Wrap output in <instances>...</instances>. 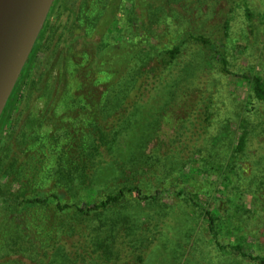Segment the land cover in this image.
Masks as SVG:
<instances>
[{
	"label": "trees",
	"instance_id": "1",
	"mask_svg": "<svg viewBox=\"0 0 264 264\" xmlns=\"http://www.w3.org/2000/svg\"><path fill=\"white\" fill-rule=\"evenodd\" d=\"M59 1H54L0 118V152L6 151L1 159L13 156L8 174L17 181L15 186L19 185L11 193L0 194V208L3 212L0 217V264H6L3 261L4 252L23 245L22 241L28 245L24 254L26 260L31 261L30 264H73V237L74 247L77 248L74 256L79 258L85 254L88 264H143L144 254L136 256L139 250L133 247L148 239L150 232L141 225L140 217L124 215L116 209L134 197L143 202L156 203L160 195L193 204L205 215L206 233L203 236L207 238L206 242L210 244L213 254L210 260L201 258L199 261L192 257L195 263L213 264L214 259L218 258L217 264H231L232 261L224 262V256H228L236 258L238 264H264V242L257 245L255 243L259 238H252L254 242L251 243L245 227L234 222L235 214L232 211L226 213V218L221 216L216 208L212 210L208 199L203 202L201 196L182 185H166L149 192L141 190L135 182L136 176H133L134 169L140 167L138 163L134 165V160L143 142L151 138L150 133L141 137L139 144L127 147L121 145V139L131 133L136 114L145 103L137 100L139 95H167L161 113L173 101L172 98L178 95L174 78L169 77L168 73L184 54L186 41L172 47H156L148 43V38L136 42V37L132 35L125 41L120 35L110 43L106 40L109 34L105 30L123 31L118 21L124 9L115 5L112 8V0H98L99 5H89V0H84L81 5L85 12L88 5L92 8L89 9L91 15H85L91 21L89 27L96 30L99 36V42L92 45L90 60L85 64H77L75 69L74 62L70 63L66 59L65 63H59L56 58L38 68L36 58L41 45L49 41L54 33L55 22L51 24V20ZM146 1L151 3V12L155 14L157 22L162 23L168 15L170 1ZM243 8L250 19L252 14L245 2ZM76 10L78 13L73 10V25L76 20H81L80 11L78 8ZM225 29H229L228 21ZM187 37L188 41L206 48L209 52L206 61L218 69L216 76L207 82L208 88L209 85L213 86L209 89H214V93H210L203 107L200 105L201 112L197 119L205 124V135L213 125L214 114L211 110L216 108L214 96H219L225 87L221 78L232 77L237 79V84L247 88L242 110L235 112L234 106H224L222 113L227 111L223 118L230 117V111L234 122L220 121L219 133L212 138L211 145L215 148L232 131L238 134L230 155L218 163V192L231 206L247 205L244 200L246 198L249 204H253L256 192H260L258 189L264 184V178L251 176L257 168L264 167V76L254 71L242 75L233 74L228 69L220 46L203 35L188 34ZM81 38L85 43V36ZM139 47L142 51L141 66L120 81L118 68L129 63ZM120 51L123 52V62L118 60L122 56ZM152 60L166 67L163 73L162 67L158 65L149 68ZM72 64L73 70H69ZM187 69L184 68L185 75ZM43 78L41 89L34 90L37 81ZM118 90L125 97L123 103L115 97ZM135 91L139 95L128 104ZM33 97L39 106H34ZM38 98L42 101L41 106ZM141 98L144 100V96ZM109 120L114 121V125L109 124ZM184 149L182 146L181 149L173 147L175 154ZM251 150H254L258 160L245 173L239 164ZM170 159L168 157L167 161ZM66 186L73 188V203L68 201L67 195L60 194ZM96 216L104 220L99 224L90 221L89 224L87 219ZM28 229L32 230L31 237ZM223 230L226 235L235 237V243L223 240ZM15 234L18 239L10 242L9 239ZM23 234L28 237H23ZM67 239H70L72 252L67 250L68 245L63 242ZM197 241L201 243L203 239L199 237ZM57 243L64 248L59 250V254L56 252V255L54 250ZM30 249L43 256L37 259L29 256ZM208 250L201 249V254L204 255ZM176 261L177 255L174 254L169 264H176Z\"/></svg>",
	"mask_w": 264,
	"mask_h": 264
},
{
	"label": "rangeland",
	"instance_id": "2",
	"mask_svg": "<svg viewBox=\"0 0 264 264\" xmlns=\"http://www.w3.org/2000/svg\"><path fill=\"white\" fill-rule=\"evenodd\" d=\"M83 1H59L51 20V24L55 22L54 33L49 41H45L41 45L36 58L38 68L42 64L46 66L56 58L59 63H65L66 59L70 63L74 62L75 69L77 64H85L90 60L93 53L92 45L99 42V36L96 34V30L90 29L91 21L85 15H91L90 4H99L98 0H89L85 12V8L81 5ZM169 1L168 15L162 23H158L154 17L155 14L151 12V3L149 4L148 1L112 0V8L114 5L117 8L120 6L124 11H121L122 15L118 21L123 31L105 30L109 34L106 40L110 43H113L115 38L120 35L125 41L132 35L136 37L134 39L136 42L142 38H148V43L156 47L162 45L172 47L177 43L186 41L184 54L173 64L175 66L169 69L168 73L169 77L174 78L176 88L179 91L178 95L172 98L173 101L161 113L160 110L165 100L168 99L167 95L155 94L150 97V95H146L148 93L139 95L137 91L133 92L131 100L127 102L128 104L134 101L137 95H139L137 100L140 99V102L145 103L136 114L131 133H128L125 139L124 137L121 139V145L127 147L139 144L140 138H143L146 133H150L151 138L146 143L142 141L143 144L139 149L137 159L134 160V165L138 163L140 167L134 169L133 176H136L135 182L138 183L141 190L149 192L156 191L166 185L171 187L185 186L188 190L201 196L203 202L208 199L212 210L216 208L221 216L225 217L228 211H232L235 214L234 222L245 227L251 243L254 242L252 238H259L255 243L258 245L259 242H264V184L260 185V189H258L260 192H256V201L253 204H249V199L246 198L244 200L247 201V205L235 206L234 204L233 206L236 207L234 209L233 206L229 205L228 200H224L218 192L220 169L217 167L221 160L230 155L237 142L238 134L232 131L225 137L224 142L215 148L211 145L212 138L219 133V122L226 120L227 122H234L230 111L228 113L230 117L223 118V114L227 111L222 113L224 106H234L235 112L242 110L246 101L247 88L245 85L237 84V79L232 77L221 78L225 87L219 96H214L216 108L211 110L214 114L213 125L207 129L208 132L205 135L203 132L205 124H202L200 120L198 122L197 119L201 112L200 105L203 107L210 93H214L212 91L214 89H209L213 86L209 85L208 88L207 82L209 78L212 79L216 76L218 69L213 63L210 62L209 64L206 61L209 53L206 48L201 44L188 41L187 35H203L220 46L225 54L228 69L233 74L242 75L254 71L264 76V0ZM243 2L248 5L252 14L250 19L244 12ZM77 8L81 13V20L80 22L76 20L75 25H73V18L75 17L73 10L78 13ZM111 18L114 19V16L112 15ZM227 21L229 22V29L226 31L225 23ZM225 33H227L226 37L224 36ZM83 35L85 36V43L81 38ZM141 52V47L137 48V53L130 62L124 63L118 68L121 73L120 81L128 78L138 66H141ZM118 60L124 61L123 54ZM156 65L162 67L161 73H163V69L166 67L159 61L152 60L149 68ZM72 67L73 64L69 70H73ZM185 67H188L186 75L184 74ZM34 68L35 66L32 69L34 70ZM218 75L220 76L219 73ZM43 82L44 78L38 80L34 90L41 89ZM123 96L121 90L116 92L115 97L122 103L125 99ZM143 96L144 100L141 98ZM33 103L35 107L39 106L34 97ZM39 104L42 105L40 99ZM108 123L114 125V121L109 120ZM174 146L179 149L182 146L185 149L175 154ZM193 146L196 147L193 148ZM5 152V150L0 152V162L2 163L0 164V194L11 193L19 187V185L15 186L17 181L10 178L8 174L13 156L12 158L10 155L1 159ZM168 157L171 158L169 161H167ZM257 160L254 150H251L239 165L245 169V173H248L250 167ZM149 169L150 172L147 173ZM147 174L150 175L146 176ZM251 176L264 178V167L257 168ZM113 190L110 189V191ZM60 194L67 195L68 201L73 203V188L66 186ZM78 200L77 198L76 201ZM116 210L124 215L130 214L140 217L141 225H144L150 232L148 239L133 247V249L136 247L139 250L136 256L144 254L143 264H169L174 254L177 255L176 264H199L195 263L192 257L198 258L199 261L201 258L210 260V256L213 254L210 244L206 242L207 238L205 239L203 236L206 233L204 228L206 217L193 204L181 202L175 197L165 195H160L156 203L143 202L134 197L127 199ZM1 215L3 216V212L0 208V217H2ZM92 218L94 219H87L89 224L91 222L99 224L101 220H104L101 216ZM28 230L29 232L32 231ZM223 234V240L235 243V237L226 235L225 230H223ZM25 235L22 236L26 237L27 235ZM28 235L31 237L32 233L30 232ZM199 237L203 239L201 243L197 241ZM207 237L210 238L209 235ZM15 238L18 239L17 234L13 235L9 241L13 242ZM69 241L70 239H67L63 242L66 246L68 245L67 250L72 252ZM22 242H24L23 245L14 246L6 253L4 252L3 261L6 264H30L31 261L26 260L24 254L28 245L25 241ZM74 244L75 239L73 237V264H88L87 258L84 257L85 254L79 258L75 257L77 248L74 247ZM56 246L54 253L57 255L59 250L64 247L58 243ZM201 249L209 250L203 255ZM28 254L35 259L43 256L36 254L32 249L29 250ZM224 257L226 258L225 263L232 261L231 264H238L236 258ZM217 263L218 258H215L213 264Z\"/></svg>",
	"mask_w": 264,
	"mask_h": 264
},
{
	"label": "water",
	"instance_id": "3",
	"mask_svg": "<svg viewBox=\"0 0 264 264\" xmlns=\"http://www.w3.org/2000/svg\"><path fill=\"white\" fill-rule=\"evenodd\" d=\"M55 0H0V118Z\"/></svg>",
	"mask_w": 264,
	"mask_h": 264
}]
</instances>
